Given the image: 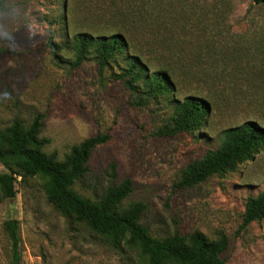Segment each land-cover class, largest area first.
Returning a JSON list of instances; mask_svg holds the SVG:
<instances>
[{
  "label": "rangeland",
  "instance_id": "rangeland-1",
  "mask_svg": "<svg viewBox=\"0 0 264 264\" xmlns=\"http://www.w3.org/2000/svg\"><path fill=\"white\" fill-rule=\"evenodd\" d=\"M66 2L77 6L81 30L87 4L117 3L134 20L143 54L175 69L180 93L154 98L143 83L129 87L117 77L121 57L103 72L93 57L73 68L67 44L77 27L63 23ZM262 24L264 2L254 0H0V130L15 118L28 125L42 114L41 135L50 140L45 151L58 159L88 137L108 134L92 151L77 191L99 198L130 178L125 202L147 204L141 222L153 236L200 231L217 240L225 234L229 245L221 256L228 264H264V219L242 226L247 198L264 190V150L233 171L177 185L190 162L219 146L223 129L264 122ZM196 91L210 104L201 128L158 134L178 100ZM16 188L13 200L0 195V264H9L3 223L10 218L20 221L22 264H140L136 248H115L53 206L39 177Z\"/></svg>",
  "mask_w": 264,
  "mask_h": 264
},
{
  "label": "trees",
  "instance_id": "trees-1",
  "mask_svg": "<svg viewBox=\"0 0 264 264\" xmlns=\"http://www.w3.org/2000/svg\"><path fill=\"white\" fill-rule=\"evenodd\" d=\"M261 4L264 0H254ZM63 6V23L75 25V3ZM87 14L80 21L84 30L74 29L67 48L71 51L68 63L73 68L81 66L90 57L95 58L99 71L111 61L123 59L124 66L117 77L125 79L129 87L143 83L149 97H169L178 94L175 69L162 62L160 57L143 54L135 40V29L129 13L115 4L86 5ZM123 14L122 15H120ZM264 30V24L260 26ZM56 49L60 44L53 43ZM162 49L167 51L165 44ZM156 48V46L154 47ZM2 48L0 47V52ZM176 103L171 120L160 128L158 134L173 136L194 132L201 128L210 111V104L201 92H188ZM42 114H36L28 125L15 118L0 130V195L15 199L16 183L39 177L48 201L63 214L85 224L94 233L104 237L115 248H136L140 264H228L221 254L226 251L229 239L222 234L209 240L200 231L181 234L176 231L164 238L153 236L141 222L147 208L143 201L125 200L133 190L130 178L109 186L99 198L81 194L75 184L88 171V162L94 148L107 141L108 134H96L75 144L64 159L48 153L45 147L50 140L41 135ZM264 150V122L248 119L222 130L219 146L201 158L190 162L182 171L178 187L194 186L213 174L233 171L239 164ZM20 178V180H18ZM264 219V190L246 201L242 226ZM3 228L9 240V264H22V237L20 221L10 218Z\"/></svg>",
  "mask_w": 264,
  "mask_h": 264
}]
</instances>
